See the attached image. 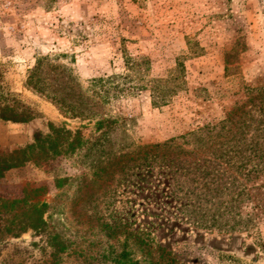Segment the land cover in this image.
I'll return each mask as SVG.
<instances>
[{
	"label": "rangeland",
	"instance_id": "obj_1",
	"mask_svg": "<svg viewBox=\"0 0 264 264\" xmlns=\"http://www.w3.org/2000/svg\"><path fill=\"white\" fill-rule=\"evenodd\" d=\"M128 58L140 69L129 72ZM38 59L44 71L66 69L90 96L94 79H103L107 89L124 83L126 90L117 97L110 92L107 102L96 98L93 117L64 113L27 86ZM125 75L130 78L110 80ZM42 79L67 83L52 74ZM153 80L167 81L170 89L158 106L152 104ZM259 89L264 0H0V107L17 113L24 107L33 115L23 124L0 120V157L32 145L35 134L49 135L51 126L82 139L73 151L0 178L1 226L3 202L48 205L45 231L7 235L0 264H113L110 247L120 251L122 226L153 227L156 243L179 264H264V214L246 231L177 222L175 203L165 207L158 194L164 190L158 163L149 168L129 154L219 127L233 112L234 125L227 128L245 131L241 122L259 107L249 93ZM103 119L116 125L99 139ZM106 225L122 226L110 237Z\"/></svg>",
	"mask_w": 264,
	"mask_h": 264
},
{
	"label": "trees",
	"instance_id": "obj_2",
	"mask_svg": "<svg viewBox=\"0 0 264 264\" xmlns=\"http://www.w3.org/2000/svg\"><path fill=\"white\" fill-rule=\"evenodd\" d=\"M41 62L42 59L37 60L36 66L29 74L27 86L49 97L67 114L93 117L92 108L97 106L96 98L107 102L110 92H113V97H117L126 90L121 87L124 83L109 85L110 88L107 89L103 79H94L88 90L91 91L90 96L79 87L66 69L59 71L58 68L51 67L49 71H44ZM125 66L129 72L140 69V64L130 58L126 59ZM50 74L56 78L63 77L67 83L63 85L58 80L55 84L43 82L42 77ZM129 78L130 75L114 76L110 80ZM167 83L164 80L152 81L150 89L156 98L152 101L153 105L163 104L167 96H170ZM252 93L254 91L249 93L250 100L257 101L259 107L254 113L248 114V125L245 121L240 124L243 130L250 129L251 133L238 131L236 127L227 128L228 124L234 125L232 116L236 112H233L228 116L229 120L219 127L171 139L163 144L134 147V151L129 152L131 161H143L146 167L152 168L151 163H158V182L164 190L156 193L162 194L166 201L162 203L165 207L169 205V201L175 203V221L186 222L197 229L225 227L229 230L246 231L264 214V179H260L264 177V90L255 91V95ZM21 109V113H17L18 111L6 105L1 106L0 120L22 124L31 121V111L24 107ZM115 125L116 121L110 119L98 121L97 130H101L99 139L106 134L103 129H111ZM50 128V134L47 136L35 134L33 144L27 148L1 156L0 178L5 172L22 167L28 162L55 158L63 151H73L82 146L80 133L73 136L64 128ZM72 136L73 139L68 142ZM142 183L151 186L147 181L143 180ZM9 207L10 210L6 211ZM47 208L46 203L28 204L24 200L3 202L2 209L5 213L1 224L4 223L5 226L0 225V243L7 235L17 237L27 230L44 232L48 227V220L44 218ZM8 214H13L10 219L5 218ZM121 226L106 225L109 236L116 235ZM125 227L122 226L124 240L120 251L110 247L109 254L113 264H179L171 251L156 243L152 233L153 227L144 226L135 231L129 226V229ZM57 239L58 236L55 235L53 240ZM59 242L57 244L63 246L61 252H64L65 244L63 241ZM54 258L56 259V255Z\"/></svg>",
	"mask_w": 264,
	"mask_h": 264
}]
</instances>
